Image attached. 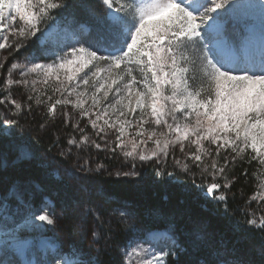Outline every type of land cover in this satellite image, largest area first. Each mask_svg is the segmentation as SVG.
I'll return each mask as SVG.
<instances>
[{
	"label": "snow or ice",
	"instance_id": "obj_1",
	"mask_svg": "<svg viewBox=\"0 0 264 264\" xmlns=\"http://www.w3.org/2000/svg\"><path fill=\"white\" fill-rule=\"evenodd\" d=\"M98 2L101 14L89 0H0V51L12 58L6 88L29 89L26 104L0 92V135L19 126V117L31 112L34 102L53 116L62 110L65 125L79 132V141L69 138L61 156L71 155L78 144H89V126L103 141V150L119 151L131 165L117 176L137 175V162H153L158 165L156 175L170 176L160 165L178 148L183 161L173 155L175 166L185 173L197 169L201 179L211 177L213 182L203 185L205 195L211 194L225 211L228 197L221 189L228 190L235 181L227 170L246 159L259 182L250 200L264 205V4L257 29L245 16L251 5L243 0ZM82 28L87 29L86 37ZM41 60L49 62H37ZM16 72L19 78L13 79ZM91 144L102 148L94 140ZM31 158L20 151L13 163ZM0 166H7L6 157ZM80 170L106 171L102 164L91 168L87 163ZM243 175L248 177L249 168ZM218 177L223 183L216 182ZM42 191L34 182L0 180V264H100L78 245L63 242L46 258L39 257L38 235L55 224L52 202L47 197L34 202ZM120 215L135 236L125 245L124 256L139 259L144 253L151 258L144 264H180L171 259L175 252L164 250H183L174 220L165 224L171 244L158 246L152 228L136 229L128 223L129 213ZM257 219L264 230V215L247 224L256 226ZM84 227L97 237L94 228ZM104 239L107 247L112 237ZM184 243L207 249L202 264H247L227 259L225 246L217 247L203 223L193 226Z\"/></svg>",
	"mask_w": 264,
	"mask_h": 264
},
{
	"label": "trees",
	"instance_id": "obj_2",
	"mask_svg": "<svg viewBox=\"0 0 264 264\" xmlns=\"http://www.w3.org/2000/svg\"><path fill=\"white\" fill-rule=\"evenodd\" d=\"M89 2L97 14L104 11L98 0ZM80 15L86 18L84 13ZM80 33L87 36V32ZM19 120L20 125L14 127L13 143L10 145L30 154L29 148L33 150L31 156L39 160L41 172L58 184L55 194L60 197L61 209L68 208L61 210L63 215L60 213L58 216L57 230L66 229V234L70 235L66 239L68 244L83 248L100 264L121 262V249L132 236L130 227L128 229V224L120 215L122 212L130 214L128 223L134 224L136 229L150 227L165 230V224L174 220L178 242L183 250L176 252L173 248L176 254L171 259L178 260L180 264L196 261L202 264L207 255V249L197 250L184 243L187 234L197 223L206 225L217 247L221 243L225 246L227 259L264 264V230L259 229L258 219L256 226L247 224V220L264 215V205L250 200L259 190V182L252 175L256 169L246 159L243 163L238 160L235 166L227 170L229 179L234 175L235 181L228 190L221 189L228 197L225 211V206L214 200L211 194L205 195L203 185L213 180L201 179V174L185 173L166 162L160 166L171 175L161 177L155 174L158 165L137 162V175L117 176V171L128 172L131 167L119 152L105 153L91 146L77 145L71 148V155L61 156L60 153L69 147L67 140L72 137L70 125L52 119L50 114L33 110L21 115ZM37 150L40 153L34 154ZM85 163L91 168L102 164L106 171L83 173L80 165ZM244 168H249L248 177L243 175ZM73 174L78 178H74ZM216 182L223 183V180L221 178ZM53 194L54 190L50 194L54 200L56 196ZM153 213L158 215L154 216ZM84 226L94 228L97 237L94 239ZM109 235L112 239L105 247L104 238Z\"/></svg>",
	"mask_w": 264,
	"mask_h": 264
},
{
	"label": "rangeland",
	"instance_id": "obj_3",
	"mask_svg": "<svg viewBox=\"0 0 264 264\" xmlns=\"http://www.w3.org/2000/svg\"><path fill=\"white\" fill-rule=\"evenodd\" d=\"M243 2L251 5V7L247 8L245 10V16L252 23H254L258 29L259 24H260V20L262 17V9H261L260 5L264 4V0H243ZM82 30L86 31L87 29L82 28L80 31H82ZM5 58H7V59H5ZM256 59L257 60L259 59V53L258 52L256 53ZM0 61H3V63L0 64V92H2L4 95L8 96L9 99H16L18 102H21L22 104L28 103V99H27L28 93H29L28 88H22V87L15 86V85L12 86L11 89L6 88L5 82L7 79V73H8V69L10 67V63L12 62V58L9 57L8 51H0ZM20 62L23 63L22 60ZM37 62H49V61H42L41 60V61H37ZM134 74L137 75V78H140L138 69L134 70ZM18 78H19V73L18 72L14 73L13 79H18ZM28 79L29 80L36 79V77L30 76V77H28ZM37 87L39 88V87H41V85L38 84ZM48 94L51 95L50 90H49ZM2 98L3 97L0 96V99H2ZM32 110L34 112L39 111L40 114H43V113L49 114L47 112L46 106H43V105L37 106V105H35L34 102H33ZM32 110H31V112H32ZM68 110L71 111V108L69 107ZM61 112H62V110L58 109L57 114L55 116L50 114V117L54 120L63 122ZM3 114H4V108H0V116H2ZM11 118H15V117L13 116ZM84 123L85 122H81L82 127L84 126ZM4 127L7 128L8 126L4 125ZM40 128L42 129L41 126H40ZM14 131L15 130H13L7 136L0 135V153H3V157H0V159H3L4 157H6V163H7L6 167L0 166V180H3L5 182H9V183L13 182V181H21V182L30 181V182H34L36 184H39L41 186V188L43 189V191L36 195L34 202L39 204L43 197H47V199L50 200L52 202V204L54 205V212H53L52 218L55 220V224L51 225V226H47L48 231L45 235H38V239H40L42 241V244H47V245L51 246L50 251L44 252L43 249L45 247H43V249L41 248V250H40L39 257L40 258H46L49 254L52 253V250L54 247L59 246L60 242H63V244L65 246L69 245L68 241L66 239H69L70 235L66 234V231H65L66 229H61L60 231H58L56 228L59 214L61 213L63 215L61 210H67L68 208L64 207L61 209L60 197H57L55 194V188H58V184H56L53 180H51L46 174H43L41 172L42 167L39 165V160H36L35 156H34L35 158H31V159L23 160V161H17L15 163H13L16 155L18 154V152H20L19 150H16L15 146L12 147L10 145L11 143H13V140H11V138H12ZM85 131H86V134L90 137V142H89V144H78V145H87V146H91V147L95 148L91 144V141L94 140L97 143H101L102 148L99 150L104 151L105 153L111 152V151L103 150V141H101L98 137L95 136L93 131L90 130V126L88 128H86ZM71 133H72L71 136L77 138V140L79 141V139H80L79 132L74 131L72 129ZM148 147L151 148L152 144L149 143ZM29 149H30L29 152H31V154H32L33 150L31 148H29ZM117 152H119V151H117ZM35 153L39 154L40 152L37 150L34 152V154ZM173 155L176 158H179L183 161V157L181 156L179 149L176 148L174 153L170 152L169 157L167 158L166 161L163 162V164H165L166 162H170L173 165H175ZM121 157L123 158L122 154H121ZM123 160H124V158H123ZM188 173H190L192 175H193V173L200 174L199 170H197V169H191ZM73 176H74V178H78L76 174H73ZM15 177H19L21 179L15 178ZM204 178L206 180L212 181V178L209 177L207 174H205ZM219 179H221V178L218 177L216 179V181H218ZM53 190H54L53 195L56 196L54 200L50 197V194L53 193ZM128 229H129V227H128ZM129 230L131 231L132 236L126 242L125 245L129 244L131 242V240L135 238L133 228H130ZM154 233L157 234L156 238L152 237L153 241L156 245L165 246L166 244L167 245L171 244V240L168 239V234L166 233V231L154 230L152 232V234H154ZM44 241H48L49 244H48V242L46 243ZM125 245L121 249V262L123 261V264H129L130 261H135V264H144L145 260L151 259L150 257H146L144 253H139V259L137 258L136 255L124 256L123 252H124ZM132 247H135V245H132ZM145 247H147V246H145ZM128 250H129V252H131V248H129ZM164 250L165 251H169V250L172 251L173 248L170 249L169 247L165 246ZM121 262L119 264H121Z\"/></svg>",
	"mask_w": 264,
	"mask_h": 264
},
{
	"label": "bare ground",
	"instance_id": "obj_4",
	"mask_svg": "<svg viewBox=\"0 0 264 264\" xmlns=\"http://www.w3.org/2000/svg\"><path fill=\"white\" fill-rule=\"evenodd\" d=\"M156 236H157L156 233L152 234V237L153 238H156ZM44 242L47 243L48 241H44ZM48 244H49V242H48ZM43 247H45V248L43 249ZM41 248L44 250V252H47V251H50L51 250V246L50 245H47V244H42L41 243Z\"/></svg>",
	"mask_w": 264,
	"mask_h": 264
}]
</instances>
